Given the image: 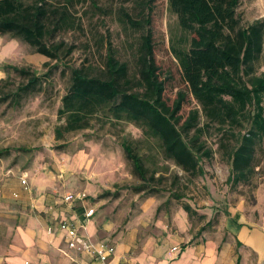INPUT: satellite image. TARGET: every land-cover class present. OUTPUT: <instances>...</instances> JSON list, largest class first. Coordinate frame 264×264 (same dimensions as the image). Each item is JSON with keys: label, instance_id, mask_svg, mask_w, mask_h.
Masks as SVG:
<instances>
[{"label": "trees", "instance_id": "obj_1", "mask_svg": "<svg viewBox=\"0 0 264 264\" xmlns=\"http://www.w3.org/2000/svg\"><path fill=\"white\" fill-rule=\"evenodd\" d=\"M119 2L120 23L140 32L132 42L131 58H118L109 35L95 34L92 44L84 42L87 51L104 50L102 61L96 65L85 60L87 64L68 67L69 84L57 110L55 139L89 129L93 121L130 123L164 160L196 177L203 175L202 160L214 153L208 145L214 137L215 150L229 167L228 183L249 184L260 174L264 180L258 158L264 145V70L259 71L264 18L244 26L237 12L241 0H167V10L176 19L169 50L186 87L168 105L150 29L154 0ZM86 3L93 13L111 12L97 0H0V35L23 42L58 67L76 46L55 42L54 37L60 31H84L76 6ZM131 9L137 11V19ZM3 69L26 80L17 87L16 97L37 91L36 72L12 65ZM188 96L196 107L182 119L179 113ZM121 147L141 180L136 190H141L148 181L143 159L127 142ZM183 210L191 212L189 206Z\"/></svg>", "mask_w": 264, "mask_h": 264}, {"label": "rangeland", "instance_id": "obj_2", "mask_svg": "<svg viewBox=\"0 0 264 264\" xmlns=\"http://www.w3.org/2000/svg\"><path fill=\"white\" fill-rule=\"evenodd\" d=\"M97 2L102 7L110 6L111 12L105 16L90 11L88 3L78 5L77 14L84 31H60L55 35V42L76 46L58 67H54V61L33 53L29 46L14 39L12 54L17 59L10 61V65L36 72L40 82L35 88L37 91L21 92L16 97L17 87L26 84V80L12 71L0 80V161L7 162L11 170L19 168L30 172L38 183L53 178L66 192H86L95 201L101 199L105 207L113 210L111 219H118L122 225L154 228L158 223L166 226L168 232L186 225L185 233L192 236L189 243L216 238L231 207L241 201L245 205L254 202V191L262 181V174L254 176L249 184L228 183L229 167L215 150L214 137L208 141L214 153L211 158L202 160L203 175L196 177H190L171 161L164 160L145 140L141 130L130 123L93 121L89 129L55 139L57 110L69 84L68 67L87 64L85 60L96 65L102 61L100 55L104 50L97 53L91 47L87 51L84 42L93 40L95 34L109 35L118 58L125 60L131 58L132 42L140 34L120 23L119 0ZM83 11L87 13L82 14ZM237 12L242 24L247 26L264 18V0H241ZM130 13L134 19L138 18L136 10L131 9ZM175 20L167 10V0H154L150 29L155 63L165 86L163 98L168 105L179 90L186 88L169 50L170 29L175 32ZM11 40L7 34L0 35L1 45ZM260 62L259 71L264 70V44ZM194 107L195 101L188 96L179 113L182 119ZM124 141L143 159L147 169L148 181L141 190H136L141 180L121 147ZM258 153L264 170V145L263 152ZM146 199L151 201L149 205H145ZM9 205L12 208V200ZM183 206L191 208L189 215Z\"/></svg>", "mask_w": 264, "mask_h": 264}, {"label": "crops", "instance_id": "obj_3", "mask_svg": "<svg viewBox=\"0 0 264 264\" xmlns=\"http://www.w3.org/2000/svg\"><path fill=\"white\" fill-rule=\"evenodd\" d=\"M13 43L14 39L0 44V80L6 76L3 67L17 59ZM23 174L29 191L20 183ZM52 179L38 183L30 172L11 170L0 161V264H264V180L255 188L253 203L241 201L229 209L216 238L189 243L192 236L185 233L186 225L174 232L158 223L154 228L122 225L111 219L113 210L86 192L82 199L64 201L66 195L82 192H66ZM149 202L146 199L145 205ZM90 209L93 213L87 217ZM61 222L91 244L112 246L114 252L101 261L69 248Z\"/></svg>", "mask_w": 264, "mask_h": 264}, {"label": "built area", "instance_id": "obj_4", "mask_svg": "<svg viewBox=\"0 0 264 264\" xmlns=\"http://www.w3.org/2000/svg\"><path fill=\"white\" fill-rule=\"evenodd\" d=\"M20 183L25 191H29V186L27 182L26 174H23L20 179ZM86 196L84 192L78 194H68L64 197V201L73 202L74 199H82ZM93 213V210L90 209L86 212V216L89 217ZM59 229L66 233L68 239V247L72 249H79L85 252H88L92 256H97L99 260L105 261L109 254L114 252V248L112 246L106 245H93L88 240L80 236L76 230V228L69 226L65 222H61L59 224ZM177 248H172V251H176Z\"/></svg>", "mask_w": 264, "mask_h": 264}]
</instances>
